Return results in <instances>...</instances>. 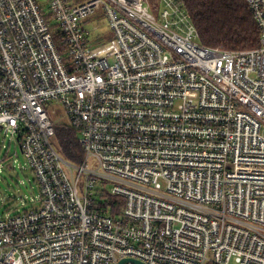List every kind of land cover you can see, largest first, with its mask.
I'll return each instance as SVG.
<instances>
[{
    "label": "built area",
    "instance_id": "2783aa9c",
    "mask_svg": "<svg viewBox=\"0 0 264 264\" xmlns=\"http://www.w3.org/2000/svg\"><path fill=\"white\" fill-rule=\"evenodd\" d=\"M158 1L159 18L149 0H0V128L40 190L0 216V264H264V0H246V51L203 45L180 0ZM99 12L113 63L89 38ZM51 101L80 164L56 146ZM101 192L124 199L118 217Z\"/></svg>",
    "mask_w": 264,
    "mask_h": 264
},
{
    "label": "trees",
    "instance_id": "16d2710c",
    "mask_svg": "<svg viewBox=\"0 0 264 264\" xmlns=\"http://www.w3.org/2000/svg\"><path fill=\"white\" fill-rule=\"evenodd\" d=\"M180 2L191 14L203 45L230 51L254 50L259 47L260 30L246 0H180ZM53 33L58 50L65 56L67 48L62 43L63 35L57 29ZM55 130V143L63 157L72 164H80L84 158V151L79 143L77 131L68 125L56 126ZM99 196L104 200L99 205V210L112 217L121 214L125 205L122 197L112 196L106 192H101Z\"/></svg>",
    "mask_w": 264,
    "mask_h": 264
},
{
    "label": "rangeland",
    "instance_id": "374dc122",
    "mask_svg": "<svg viewBox=\"0 0 264 264\" xmlns=\"http://www.w3.org/2000/svg\"><path fill=\"white\" fill-rule=\"evenodd\" d=\"M41 8L49 11L46 0H41ZM155 6V15L159 18L163 6L158 0H149ZM51 24L56 30L55 21ZM90 31V40L94 48L100 51V55L108 57L114 62L116 42L109 21L104 14L97 13L87 26ZM47 111L54 126L68 125L69 119L65 107L57 102L47 103ZM11 165V168L8 166ZM40 204V190L35 182V176L26 162L19 143L6 135L0 128V216L17 215L31 211Z\"/></svg>",
    "mask_w": 264,
    "mask_h": 264
},
{
    "label": "water",
    "instance_id": "95a60500",
    "mask_svg": "<svg viewBox=\"0 0 264 264\" xmlns=\"http://www.w3.org/2000/svg\"><path fill=\"white\" fill-rule=\"evenodd\" d=\"M125 263H126V261H125V260L121 262V264H125Z\"/></svg>",
    "mask_w": 264,
    "mask_h": 264
}]
</instances>
